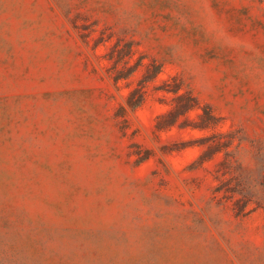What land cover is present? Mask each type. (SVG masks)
Wrapping results in <instances>:
<instances>
[{"label":"rangeland","instance_id":"374dc122","mask_svg":"<svg viewBox=\"0 0 264 264\" xmlns=\"http://www.w3.org/2000/svg\"><path fill=\"white\" fill-rule=\"evenodd\" d=\"M0 264H264V0H0Z\"/></svg>","mask_w":264,"mask_h":264}]
</instances>
